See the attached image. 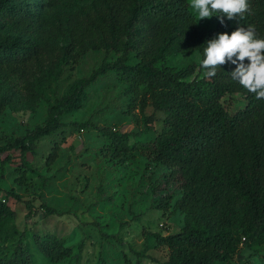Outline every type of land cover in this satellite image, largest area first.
Instances as JSON below:
<instances>
[{
	"label": "trees",
	"instance_id": "1",
	"mask_svg": "<svg viewBox=\"0 0 264 264\" xmlns=\"http://www.w3.org/2000/svg\"><path fill=\"white\" fill-rule=\"evenodd\" d=\"M54 3L69 14V0H0V77L22 73L27 64L47 56L36 74L21 84L28 101L45 102L42 121L0 144V154L18 149L14 181H25L30 169L25 153H34L35 138L63 127L59 116L80 105L83 85L112 71L133 91L145 124L152 127L154 112L162 113L159 130L139 145L146 158L166 168L151 187L157 196L149 206L165 209L178 191L172 207L182 213V224L164 234L152 232L167 247L164 263L213 264L234 253H254L251 243L264 244V100L232 79L235 65L226 63L217 67L215 76L207 77L201 62L207 42L221 33L230 35L238 24L245 29L252 26L257 38H264V0H248L249 10L242 17L224 16L223 23L220 13L214 12L216 22L211 28L196 23L188 0H93V5L73 10V19L60 15L51 23L44 6ZM58 36L66 41L50 52ZM88 49L113 50L116 55L103 56L76 86L57 96L61 63L75 61ZM168 50H196L199 59L175 68L160 61ZM231 92L241 93L245 102L229 113L220 97ZM10 97L8 91L0 93V110ZM147 103L152 108L149 114L144 112ZM69 123L76 130L95 127L107 137V147L114 154L131 147L125 131L96 126L89 118ZM57 147L53 141L45 162L55 157ZM8 159L6 152L0 161ZM5 194L18 197L9 189ZM25 205L31 215L28 202ZM39 206L46 215L62 212L42 201ZM13 216L14 210L0 198V264H32L24 230L18 231L10 222ZM31 237L51 261L71 253L70 246L51 233ZM72 255L77 257L78 252ZM86 264L107 263L99 252ZM130 264L142 263L135 259Z\"/></svg>",
	"mask_w": 264,
	"mask_h": 264
},
{
	"label": "rangeland",
	"instance_id": "2",
	"mask_svg": "<svg viewBox=\"0 0 264 264\" xmlns=\"http://www.w3.org/2000/svg\"><path fill=\"white\" fill-rule=\"evenodd\" d=\"M69 1L70 6L66 9L70 10L69 14L68 11L63 13L57 3L44 6L51 23H55L60 15L64 20L73 19V10L93 5V0ZM188 7L196 23L206 28L214 26L215 13L201 19L191 7V0H188ZM65 41L64 36H58L50 52H53V46L57 48ZM115 55L113 50L88 49L75 61L61 63L56 95L70 91L103 56L110 59ZM198 59L196 50H168L163 51L160 61L178 68ZM46 60L47 56H43L27 64L22 73L13 72L5 78L0 77V93L8 91L11 94L8 103L0 110V144L8 136L22 134L42 121L45 102L42 99L28 101L21 84L24 78L34 76ZM83 92L80 105L59 116L65 122L64 126L35 138L34 153H25L30 169L23 183L18 184L13 179L19 164L18 149L6 151L9 159L0 161V198L3 197L14 210L10 222L16 224L18 231L24 230L23 242L32 264H86L93 262L99 252L107 264H130L135 259L142 264H165L167 247L158 243L152 232L164 234L182 224V213L172 207L178 191L165 209L149 206L150 200L157 196L151 193V187L162 178L166 168L146 158L139 145L159 130L162 113L154 112L156 118L151 122L152 127L145 124L133 91L112 71H106L83 85ZM220 102L231 113L242 107L245 99L241 93L231 92L223 94ZM151 111L147 103L144 112L149 114ZM86 118L96 126L127 132L131 147L114 154L107 147V137L95 127L76 130L69 123ZM53 141L58 145L56 155L50 162H45ZM6 152L0 154V159ZM8 189L18 197L5 194ZM40 201L62 212L43 214ZM27 202L33 211L31 215L26 214ZM32 233H51L60 237L65 245L70 246L71 253L51 261L38 249ZM249 246L256 251L247 255L234 253L226 261L213 264H264V244L251 243ZM75 252H78L77 257L72 255Z\"/></svg>",
	"mask_w": 264,
	"mask_h": 264
},
{
	"label": "clouds",
	"instance_id": "3",
	"mask_svg": "<svg viewBox=\"0 0 264 264\" xmlns=\"http://www.w3.org/2000/svg\"><path fill=\"white\" fill-rule=\"evenodd\" d=\"M191 7L201 19L220 13L221 23L224 16L233 20L249 10L248 0H191ZM203 54L201 64L207 77L215 76L217 67L230 62L235 65L230 72L232 79L256 99L264 100V38H257L252 26L245 29L238 24L230 35L218 34L207 42Z\"/></svg>",
	"mask_w": 264,
	"mask_h": 264
},
{
	"label": "built area",
	"instance_id": "4",
	"mask_svg": "<svg viewBox=\"0 0 264 264\" xmlns=\"http://www.w3.org/2000/svg\"><path fill=\"white\" fill-rule=\"evenodd\" d=\"M1 200H3V197H1Z\"/></svg>",
	"mask_w": 264,
	"mask_h": 264
}]
</instances>
